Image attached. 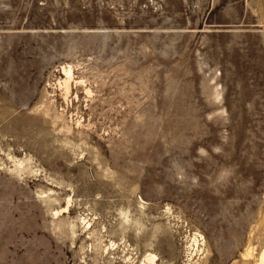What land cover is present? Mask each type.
Instances as JSON below:
<instances>
[{
	"label": "rangeland",
	"instance_id": "374dc122",
	"mask_svg": "<svg viewBox=\"0 0 264 264\" xmlns=\"http://www.w3.org/2000/svg\"><path fill=\"white\" fill-rule=\"evenodd\" d=\"M194 233L264 249V0H0V264H190Z\"/></svg>",
	"mask_w": 264,
	"mask_h": 264
},
{
	"label": "bare ground",
	"instance_id": "6f19581e",
	"mask_svg": "<svg viewBox=\"0 0 264 264\" xmlns=\"http://www.w3.org/2000/svg\"><path fill=\"white\" fill-rule=\"evenodd\" d=\"M61 69H62L64 78L59 79V85L62 88V90L64 91L63 92L64 96L67 99V97H69V94L71 92L73 84L75 83L76 85H81L84 83V81H83V79H80V80L75 79L74 68L72 65H70V64L65 65ZM86 93H87V95L90 96L92 94V91L87 88ZM218 96H219V94H218ZM48 102L49 103L45 109H46L47 115H52V119H53L52 124L54 126H56L59 124L60 121H62V122H64V124L61 126V131L67 135L72 134L73 127L70 126L66 122L64 111L60 112L59 110H57L54 98H51ZM45 117L47 118V116H45ZM76 126H78L79 128L83 127L81 120L77 121ZM61 131H59V132L61 133ZM79 134H82V133L80 132ZM18 164H19V167L23 169V171L26 170V166L24 165V162H19ZM46 198H48V196L44 197V200ZM72 201H73L72 198H68V200L66 202V206H64L58 210H53L52 211L53 212L52 213L53 220H55V221L60 220L61 217L65 214H67V216L70 215V208H71L72 203H73ZM140 205H141L142 209H144L146 203L141 200ZM166 213L170 214L171 209L167 208ZM123 217H124L123 222H125L126 224H129L131 222L130 216L128 214L123 213ZM91 220H93V218ZM91 220H88L87 218H82L81 219L82 223H80L83 225L82 229H85V231L87 232L88 239L90 241H92V243L90 245H88L87 247L82 246L81 251H82L83 255L86 256V255H88V253H90V254L98 253L101 255V257H103L102 255L107 253L108 251L118 249L120 246L116 242H114L112 240L108 243L105 242L106 236L103 234L104 233L103 230H105V228L103 227L98 231L96 226L92 224ZM74 227H75V225L72 226V230H71L73 236L76 234V232L74 231ZM186 239H187L186 254H187V258L190 259L189 261L192 263L194 260V257L196 258V256H198V259L196 262H194V264H208L209 251L204 250L205 241H204L203 236L200 233H194L192 235L187 236ZM241 259H242L244 264H250V262H248V261L252 260V259H254V264H264V249L258 254L257 257H254L253 250L249 248L244 253L241 254ZM158 261H159V258L155 253L148 252L144 255V258L141 261V264H157ZM124 262H125V264H136V261L133 259V257L131 255H129ZM233 264H235V263H233Z\"/></svg>",
	"mask_w": 264,
	"mask_h": 264
}]
</instances>
